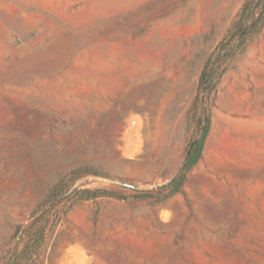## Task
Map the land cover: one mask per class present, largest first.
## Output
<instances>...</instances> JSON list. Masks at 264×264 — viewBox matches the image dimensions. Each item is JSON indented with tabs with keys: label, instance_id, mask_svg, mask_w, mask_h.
<instances>
[{
	"label": "rangeland",
	"instance_id": "1",
	"mask_svg": "<svg viewBox=\"0 0 264 264\" xmlns=\"http://www.w3.org/2000/svg\"><path fill=\"white\" fill-rule=\"evenodd\" d=\"M246 1L0 0V253L90 165L113 178L69 190L121 197L75 200L44 264H264V23L238 36L260 13L252 0L241 18ZM223 40L209 100L199 79ZM206 110L201 159L161 200Z\"/></svg>",
	"mask_w": 264,
	"mask_h": 264
},
{
	"label": "trees",
	"instance_id": "2",
	"mask_svg": "<svg viewBox=\"0 0 264 264\" xmlns=\"http://www.w3.org/2000/svg\"><path fill=\"white\" fill-rule=\"evenodd\" d=\"M252 3V0H247L245 2L241 10V18H249V10L253 9ZM256 5L260 7V13L257 14V17H255L252 23L241 29L240 35L236 34L235 36L245 37L248 35L251 28L260 26L264 23V0H261L260 4L257 3ZM237 29H239V26L236 27L234 32H236ZM229 48L230 46L227 40L221 41L216 48V57L207 61L200 75L199 89L204 88L208 91L207 98L209 100H211L219 80L227 70V68L223 67L221 69V67L225 61L224 57L226 55H231H229ZM205 113H207V116L202 122L198 141L192 148L190 154H186L178 174L161 188L162 190L168 189L167 194L161 200L179 192H183L187 173L201 159L204 144L210 130L208 110H206ZM86 175L113 178L110 174L90 165L76 167L63 175L50 187L45 197L31 210L28 223L17 225L14 234L15 244L10 249L0 253V264H44L47 259L53 234L58 225L62 222L67 208L75 200H93L102 196L121 197L117 192L105 187H76L69 190V181ZM124 184L131 185L127 182H124ZM143 197L151 198V195L147 192Z\"/></svg>",
	"mask_w": 264,
	"mask_h": 264
},
{
	"label": "water",
	"instance_id": "3",
	"mask_svg": "<svg viewBox=\"0 0 264 264\" xmlns=\"http://www.w3.org/2000/svg\"><path fill=\"white\" fill-rule=\"evenodd\" d=\"M197 141H198V138H195V139L192 140V142H191V144H190V147H189V149H188V151H187V155L190 154L192 148L194 147V145L196 144ZM134 187H138V186H134Z\"/></svg>",
	"mask_w": 264,
	"mask_h": 264
}]
</instances>
